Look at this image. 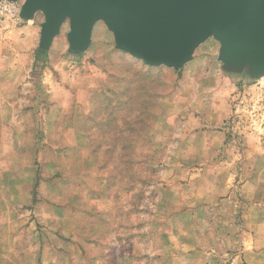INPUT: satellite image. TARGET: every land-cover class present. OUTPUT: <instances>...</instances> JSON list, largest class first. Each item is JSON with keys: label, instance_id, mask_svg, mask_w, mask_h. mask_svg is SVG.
I'll return each mask as SVG.
<instances>
[{"label": "rangeland", "instance_id": "374dc122", "mask_svg": "<svg viewBox=\"0 0 264 264\" xmlns=\"http://www.w3.org/2000/svg\"><path fill=\"white\" fill-rule=\"evenodd\" d=\"M42 22L0 10V264H264V77L212 38L146 66L102 22L38 58Z\"/></svg>", "mask_w": 264, "mask_h": 264}, {"label": "water", "instance_id": "95a60500", "mask_svg": "<svg viewBox=\"0 0 264 264\" xmlns=\"http://www.w3.org/2000/svg\"><path fill=\"white\" fill-rule=\"evenodd\" d=\"M36 14L42 52L67 24L69 51L83 53L102 22L115 48L146 66L180 70L212 38L225 72L264 77V0H22L19 18Z\"/></svg>", "mask_w": 264, "mask_h": 264}, {"label": "built area", "instance_id": "2783aa9c", "mask_svg": "<svg viewBox=\"0 0 264 264\" xmlns=\"http://www.w3.org/2000/svg\"><path fill=\"white\" fill-rule=\"evenodd\" d=\"M0 10L9 13L12 17L15 18V21L16 20L21 21V19L19 18V11H20L19 1L8 2L6 0H2L0 2Z\"/></svg>", "mask_w": 264, "mask_h": 264}, {"label": "trees", "instance_id": "16d2710c", "mask_svg": "<svg viewBox=\"0 0 264 264\" xmlns=\"http://www.w3.org/2000/svg\"><path fill=\"white\" fill-rule=\"evenodd\" d=\"M37 53H38V54H37V57H38V58H42V57H44V56L46 55L45 52H42V51H40V50H38Z\"/></svg>", "mask_w": 264, "mask_h": 264}, {"label": "crops", "instance_id": "0c3cea01", "mask_svg": "<svg viewBox=\"0 0 264 264\" xmlns=\"http://www.w3.org/2000/svg\"><path fill=\"white\" fill-rule=\"evenodd\" d=\"M35 34H36V31H35Z\"/></svg>", "mask_w": 264, "mask_h": 264}]
</instances>
